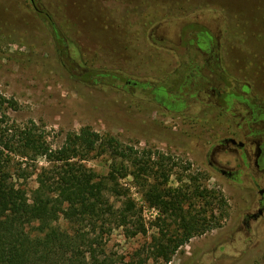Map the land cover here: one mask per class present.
<instances>
[{"label":"rangeland","instance_id":"374dc122","mask_svg":"<svg viewBox=\"0 0 264 264\" xmlns=\"http://www.w3.org/2000/svg\"><path fill=\"white\" fill-rule=\"evenodd\" d=\"M46 15L77 65L72 73L92 72L100 83H84L62 66ZM200 39L224 42L223 64L231 76L249 82L264 96V0H34V4L0 0V97L18 105L3 112L10 125L34 121L54 148L89 128L133 148L137 158L144 152L152 154L155 162L160 155L170 157L169 188L189 186L188 176L202 173L204 187L225 197V216L220 228L193 238L170 264H264V217L250 230L243 224L244 214L253 210L249 201L259 198L258 192L248 179L238 186L210 170L209 117L195 128L173 129L154 97L132 84L137 80L160 84L173 71L177 57H188L187 44ZM191 56L203 62V55L192 52ZM165 86L166 81L159 85ZM124 148L118 156L111 148L97 150L86 164L106 176L113 158L121 173L129 174L134 169ZM44 164L41 159L39 166ZM186 164L190 171H183ZM119 182L142 208L148 233L128 238L115 229L104 237V254L99 258L105 264H156L147 257L153 237L159 234L153 225L159 211L143 201L140 182L132 176ZM26 185L32 191L35 176ZM123 200L111 202L121 208ZM169 229L172 233L174 225Z\"/></svg>","mask_w":264,"mask_h":264},{"label":"trees","instance_id":"16d2710c","mask_svg":"<svg viewBox=\"0 0 264 264\" xmlns=\"http://www.w3.org/2000/svg\"><path fill=\"white\" fill-rule=\"evenodd\" d=\"M46 17L66 71L84 83H100L92 72L72 73L77 65L69 58L61 32ZM16 105L0 97V264H105L99 257L104 254L106 235L115 229L128 238L148 233L142 208L119 182L128 176L140 182L143 201L159 211L153 223L159 234L152 239L147 260L170 264L193 238L220 228L227 202L222 192L204 187L202 173L190 174L189 186L169 188L170 157L160 155L155 162L152 154L144 152L137 158L133 148L89 128L69 135L61 147L54 148L34 121L25 126L6 121L3 108ZM107 148L116 156L124 148L133 172L121 173L113 158L106 176L87 166L90 154ZM41 159L43 166H39ZM190 170V164L183 167L185 172ZM33 176L37 185L30 191L26 183ZM182 181L179 176L178 182ZM121 197L122 207L117 208L111 199ZM216 210L220 216H215Z\"/></svg>","mask_w":264,"mask_h":264},{"label":"flooded vegetation","instance_id":"af4514ba","mask_svg":"<svg viewBox=\"0 0 264 264\" xmlns=\"http://www.w3.org/2000/svg\"><path fill=\"white\" fill-rule=\"evenodd\" d=\"M187 45L188 57H177L173 71L161 79V83L166 81L165 87H159L160 82L152 85L139 80L132 84L154 97L173 129L195 128L202 118L209 117L206 125L213 134L206 159L210 170L238 186L248 179L258 192L259 198L248 204L253 210L243 218L250 230L264 217V188L260 184L264 183V96L251 89L249 82L231 76L223 64L221 40L200 39ZM192 52L203 55V62L191 56Z\"/></svg>","mask_w":264,"mask_h":264},{"label":"water","instance_id":"95a60500","mask_svg":"<svg viewBox=\"0 0 264 264\" xmlns=\"http://www.w3.org/2000/svg\"><path fill=\"white\" fill-rule=\"evenodd\" d=\"M31 2L34 4V0H31Z\"/></svg>","mask_w":264,"mask_h":264}]
</instances>
